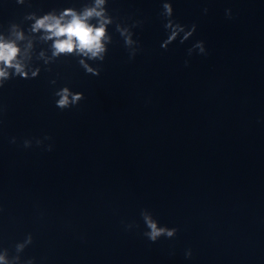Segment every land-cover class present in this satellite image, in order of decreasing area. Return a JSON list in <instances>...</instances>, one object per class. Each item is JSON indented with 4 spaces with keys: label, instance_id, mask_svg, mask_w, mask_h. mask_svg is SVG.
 <instances>
[{
    "label": "water",
    "instance_id": "obj_1",
    "mask_svg": "<svg viewBox=\"0 0 264 264\" xmlns=\"http://www.w3.org/2000/svg\"><path fill=\"white\" fill-rule=\"evenodd\" d=\"M163 2L108 0L101 62L54 58L31 30L94 0H0V36L22 32L20 59L41 70L0 88V247L30 233L34 264H264V0H170L197 28L167 49ZM135 21L127 49L116 24ZM196 41L207 55L189 56ZM65 86L84 99L61 110ZM144 209L176 236L150 242Z\"/></svg>",
    "mask_w": 264,
    "mask_h": 264
},
{
    "label": "clouds",
    "instance_id": "obj_2",
    "mask_svg": "<svg viewBox=\"0 0 264 264\" xmlns=\"http://www.w3.org/2000/svg\"><path fill=\"white\" fill-rule=\"evenodd\" d=\"M18 2L22 3L23 0H18ZM107 2L108 0H94V3L91 6H86L82 12L68 8L59 16L54 14L44 15L42 18L35 20L31 30L33 32L43 30L45 35L42 39L53 41L51 47L52 57L54 58L61 55L78 54L92 60L99 59L102 62L105 59V53L107 51L105 43H111L112 40L108 35V26L114 22L113 17L108 14L107 8L105 7ZM204 11L206 13L208 10L205 9ZM225 12L226 16L231 19V10L226 9ZM173 13L174 9L170 0H164L160 15L165 21L164 28L169 33L161 44V47L164 49H167L168 45L176 41L177 38L183 44L196 32V24H192L190 27L182 25L173 18ZM29 18L32 17L30 16ZM93 19L97 21L96 24L90 22ZM141 23V21H135L130 26L120 23L116 24V31L123 38L127 49L132 48L133 45H137V41L133 39L131 29ZM12 28L15 30L16 26L12 25ZM13 34L16 38L15 40H6L3 36H0V88H3L6 82L15 77L22 79L36 78L41 71L39 68H36L30 70L29 74V71L26 70V65L20 59L21 49L16 43V40H22L24 38L23 33L14 31ZM136 51L137 49L130 52V58L135 56ZM193 52H197L200 55H207L204 42L196 41L188 49L189 56ZM45 62L47 63L48 61ZM80 64L87 74L93 76L100 75L99 68L94 69L89 67L83 60L80 61ZM187 65L188 61H185V66ZM10 69L13 70L11 73L9 71ZM51 83L55 84L56 81L53 80ZM54 95L58 97L55 102L56 106L61 110L76 106L84 99L82 92H73L67 86L57 90ZM45 139H51V137H45ZM11 142L15 143V138ZM23 143L24 147L28 148L31 147L32 141L25 139ZM42 143L41 140H36L37 145H41ZM48 150L51 151V145L48 146ZM141 217L147 229L143 235L150 242L155 243L161 237L173 238L176 236L178 229L161 226L158 220L147 209L141 211ZM32 243L33 236L29 233L23 241L17 242L14 245V254L10 253L9 248L0 247V264H34L32 258L22 260L21 256L24 250ZM191 255V249L187 250L185 253L186 258H190Z\"/></svg>",
    "mask_w": 264,
    "mask_h": 264
}]
</instances>
